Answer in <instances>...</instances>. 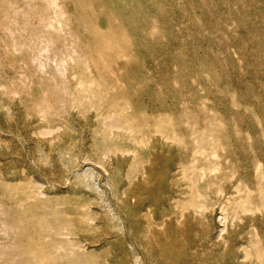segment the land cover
<instances>
[{
  "label": "rangeland",
  "instance_id": "374dc122",
  "mask_svg": "<svg viewBox=\"0 0 264 264\" xmlns=\"http://www.w3.org/2000/svg\"><path fill=\"white\" fill-rule=\"evenodd\" d=\"M59 1V56L0 22V200L105 264H264V0Z\"/></svg>",
  "mask_w": 264,
  "mask_h": 264
},
{
  "label": "bare ground",
  "instance_id": "6f19581e",
  "mask_svg": "<svg viewBox=\"0 0 264 264\" xmlns=\"http://www.w3.org/2000/svg\"><path fill=\"white\" fill-rule=\"evenodd\" d=\"M26 5L28 7H25ZM60 12L63 11H61L59 0H4L0 7V22L3 25L6 24L5 29L13 34L16 29L13 26L14 23L18 24L17 29L26 31L23 27L29 26V17L35 15L37 20L34 24H30L29 29L27 28L30 35L27 37L33 40L35 56L39 57L43 51L53 48L51 46H54L53 50L56 51L57 41H60L59 36L61 41L63 40L61 35L52 32L56 15ZM14 35L17 36V34ZM61 41L59 49L57 48L59 51L54 52L55 57L73 48L70 46L71 43ZM17 43L15 41L16 45ZM93 84H96V89L92 87ZM78 85H80L79 91H71L70 94L74 96V93L78 91L81 94L80 97L92 100L96 98L97 91L104 86L95 78L80 82ZM67 93V90L61 91L62 96L54 104H58L59 107L63 105L67 101L64 98ZM47 106L49 108L52 104H46L42 109L46 110ZM119 111L122 112V109L117 110L116 114ZM40 194L42 192L36 189L17 198L11 197L8 202L0 200V264L107 263L106 258L105 263H102L101 259L86 247L91 242L99 241L98 239L77 236L72 231L70 223L54 217L59 214L57 209H51L44 202H32L33 198H39Z\"/></svg>",
  "mask_w": 264,
  "mask_h": 264
}]
</instances>
